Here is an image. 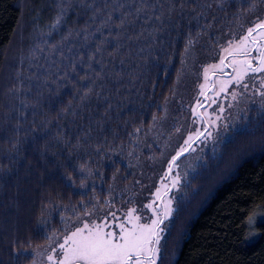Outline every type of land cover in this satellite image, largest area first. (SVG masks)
<instances>
[{"label":"trees","instance_id":"trees-1","mask_svg":"<svg viewBox=\"0 0 264 264\" xmlns=\"http://www.w3.org/2000/svg\"><path fill=\"white\" fill-rule=\"evenodd\" d=\"M252 3L254 12L248 0H0V264H47L32 249L44 252L62 217H83L82 202L93 211V196L97 215L110 198L121 209L149 202L181 143L160 121L185 63L213 60L241 24L264 18V3ZM260 99L180 173L157 264H264Z\"/></svg>","mask_w":264,"mask_h":264},{"label":"snow or ice","instance_id":"snow-or-ice-1","mask_svg":"<svg viewBox=\"0 0 264 264\" xmlns=\"http://www.w3.org/2000/svg\"><path fill=\"white\" fill-rule=\"evenodd\" d=\"M261 2L264 3V0ZM248 3V12H254L255 4L252 0H248ZM242 15L244 13L238 14L237 20ZM65 19L62 4L50 26L55 29ZM156 19L159 20L160 17L157 16ZM112 20L110 13L108 21ZM125 20L126 17L122 15L119 23H113V26L123 28ZM240 28L239 33H232L225 45L220 46L216 57L218 63L202 66L204 83L199 85L198 95L190 107L192 127L174 154L165 162L166 168L158 178V186L149 197V202L137 208L132 198H129L126 203L133 206L121 209L115 206L114 198H110L103 202L108 211L97 215L102 202L93 196L89 202L93 211H89V205L82 202L79 207L84 210L83 217L75 210L74 219L62 217V229L46 234L48 246L43 253L32 249L34 257L44 256L47 264H157L161 241L168 226L165 222H171L175 211V196L172 193L178 190L182 182L179 173L173 174L180 167L178 161L186 154L195 152L197 149L194 145L213 138L214 133L219 134L222 127L220 122L225 119L222 114L233 106L229 103L226 108L221 101L230 99L239 103L242 98L248 99L249 95L258 94L261 98L258 103L264 108V18H257L246 29L241 24ZM80 59L83 60V57ZM88 59L93 61L95 57L89 56ZM72 70L75 71V67ZM210 76L215 79H210ZM81 79L91 80V76L86 73ZM85 87L87 91L82 95L86 97L92 88L88 85ZM10 91L15 93L17 89L11 88ZM158 119L153 117L154 122ZM139 131L140 129H136V132ZM81 187L85 185L82 184ZM109 195L111 197V192ZM33 264H37L35 259Z\"/></svg>","mask_w":264,"mask_h":264},{"label":"rangeland","instance_id":"rangeland-1","mask_svg":"<svg viewBox=\"0 0 264 264\" xmlns=\"http://www.w3.org/2000/svg\"><path fill=\"white\" fill-rule=\"evenodd\" d=\"M211 63H218V59L214 58L209 62L203 63L201 66L195 62V59H192V57L187 60L185 67L181 71L175 93L165 106L164 116L160 121V123L164 126L161 128L162 135L165 130L170 129L172 124H174L177 129H179V131H177V136L181 138L179 140L182 142V140L186 138L188 130L192 127L190 120V107L193 105L194 99L198 95L199 85L204 83L202 66L206 67ZM257 97L259 98L258 94L255 96L249 95L248 99L242 98L239 103L233 102L230 99L228 101H221V103H223L226 108H228L229 103H232V105L235 104L237 106L236 108H232V106L222 114L225 119L220 122L222 127L220 128L218 135L214 133L213 138H210L202 144L194 145L197 150L195 152L188 153L186 158L182 160L180 168H178V173H187L192 170L193 167L200 161L205 150H207L209 146L215 145L218 140H220V138L228 135V128L233 127L234 123L236 122L235 120L239 117V112H242V110L246 109L252 102L255 101ZM233 112L235 114H233ZM224 125H226V128ZM199 126L200 125H197V127ZM171 140H173V134L170 136L168 135L164 143H169ZM38 258L40 259V262L44 260L43 256H39Z\"/></svg>","mask_w":264,"mask_h":264},{"label":"water","instance_id":"water-1","mask_svg":"<svg viewBox=\"0 0 264 264\" xmlns=\"http://www.w3.org/2000/svg\"><path fill=\"white\" fill-rule=\"evenodd\" d=\"M211 79H215V77H212V76H211ZM202 110H203V109H201V111H202Z\"/></svg>","mask_w":264,"mask_h":264}]
</instances>
